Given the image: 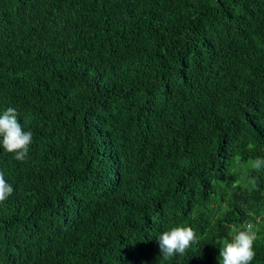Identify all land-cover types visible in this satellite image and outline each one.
I'll list each match as a JSON object with an SVG mask.
<instances>
[{
	"label": "trees",
	"instance_id": "1",
	"mask_svg": "<svg viewBox=\"0 0 264 264\" xmlns=\"http://www.w3.org/2000/svg\"><path fill=\"white\" fill-rule=\"evenodd\" d=\"M8 107L0 264H220L246 225L264 264V0H0Z\"/></svg>",
	"mask_w": 264,
	"mask_h": 264
},
{
	"label": "clouds",
	"instance_id": "2",
	"mask_svg": "<svg viewBox=\"0 0 264 264\" xmlns=\"http://www.w3.org/2000/svg\"><path fill=\"white\" fill-rule=\"evenodd\" d=\"M33 133L31 130L25 131L21 123L18 122L16 109L8 107L0 115V145L9 153H14L17 161L24 162L28 155L29 145L32 143ZM264 166V159L257 158L252 167L259 170ZM14 189L0 171V202L5 201ZM256 232L251 225L243 230L234 229V235L230 242H225L220 247V264H250L255 258L253 243L256 240ZM160 254L165 259L174 255L183 256L187 250L197 243V237L192 227L177 225L169 230L163 231L157 237Z\"/></svg>",
	"mask_w": 264,
	"mask_h": 264
},
{
	"label": "rangeland",
	"instance_id": "3",
	"mask_svg": "<svg viewBox=\"0 0 264 264\" xmlns=\"http://www.w3.org/2000/svg\"><path fill=\"white\" fill-rule=\"evenodd\" d=\"M237 168L238 167H234V170L235 171L237 170V175L235 177L234 184H240L242 187L249 188L250 187V182L246 181V179L244 177L245 174H243V172H240L241 168H238V169ZM245 228H247V225H246Z\"/></svg>",
	"mask_w": 264,
	"mask_h": 264
}]
</instances>
